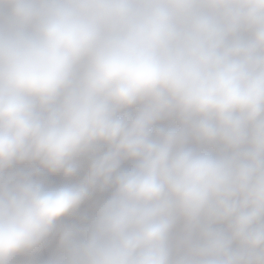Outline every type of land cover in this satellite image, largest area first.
<instances>
[{
  "label": "clouds",
  "instance_id": "1",
  "mask_svg": "<svg viewBox=\"0 0 264 264\" xmlns=\"http://www.w3.org/2000/svg\"><path fill=\"white\" fill-rule=\"evenodd\" d=\"M0 264H264V0H0Z\"/></svg>",
  "mask_w": 264,
  "mask_h": 264
}]
</instances>
